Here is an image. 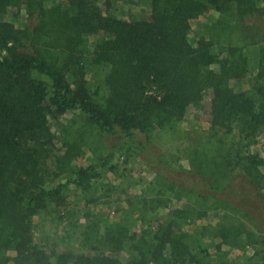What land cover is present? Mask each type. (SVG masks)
I'll list each match as a JSON object with an SVG mask.
<instances>
[{
	"label": "trees",
	"instance_id": "trees-1",
	"mask_svg": "<svg viewBox=\"0 0 264 264\" xmlns=\"http://www.w3.org/2000/svg\"><path fill=\"white\" fill-rule=\"evenodd\" d=\"M262 141L264 0H0V264H264Z\"/></svg>",
	"mask_w": 264,
	"mask_h": 264
},
{
	"label": "rangeland",
	"instance_id": "rangeland-1",
	"mask_svg": "<svg viewBox=\"0 0 264 264\" xmlns=\"http://www.w3.org/2000/svg\"><path fill=\"white\" fill-rule=\"evenodd\" d=\"M206 114L203 112V108H197V107H192L189 112L188 115L186 117V119L184 120V123L182 125V129L181 132L185 135V133H194V137L191 140V143H197V135L198 133L201 132L202 128H208V123H207V119H206ZM69 117H64L62 119V122L64 123H69ZM188 136L189 134L185 135L184 137L179 136L181 139H179L180 141H182L183 139L188 140ZM164 139H159V141L163 142ZM202 141V140H201ZM199 141V142H201ZM198 142V143H199ZM263 145L258 146V148L260 149L261 155L264 157V141H262ZM94 146V145H93ZM78 164H81L83 166L88 165L89 164V160L88 159H80L78 160ZM118 160H115V163H117ZM119 166H120V170H119V175H122L120 178L115 177L113 174L109 173L106 175V178L104 180V182H109L112 184V186H114L116 188V191L118 190L120 193V199L125 198V194H138L141 191H146L149 190V192H153L154 189V184H151V180L153 178L152 174L150 173L149 170H147L145 168L144 165H142L141 161L137 158H135L133 161H131L128 164H124L123 162L120 163V161L118 162ZM184 164L185 161H183ZM186 167V165H183ZM126 168V169H125ZM115 190V189H114ZM120 199L118 200H114L113 204H109V206H107L106 204H104L103 202L106 200H102L103 202H99L98 207H95L96 212H100L102 211V213L104 215L110 216L112 218L117 217V213H119L120 211V207H125V204L121 202L120 204ZM113 201V200H112ZM177 206V205H175ZM100 210V211H99ZM211 219H214L213 216H211ZM201 224V222H197L196 225ZM196 225H186L185 228L186 229H195L197 226ZM189 226V227H188ZM55 227L50 226L48 223H39V226L37 227V231L39 233L42 232V234L38 235V239L40 240V242H47L48 243V238H51V241L53 242V244L59 248V249H63L64 247H72V246H77L78 245V240L77 238H70V239H66V241H64V237H62L61 234H55ZM44 232V233H43ZM58 232V230H57ZM227 250V252H226ZM224 251L227 253V257H229L233 262H235V264H242L245 262V260L252 256V254L254 253L252 249L250 248H246L244 250H234L231 251L229 248L224 249ZM228 252H230L228 254Z\"/></svg>",
	"mask_w": 264,
	"mask_h": 264
}]
</instances>
